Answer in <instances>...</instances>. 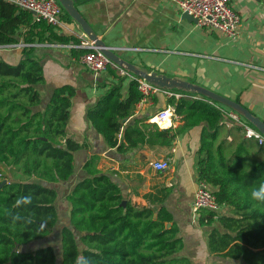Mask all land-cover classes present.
<instances>
[{
    "label": "trees",
    "instance_id": "1",
    "mask_svg": "<svg viewBox=\"0 0 264 264\" xmlns=\"http://www.w3.org/2000/svg\"><path fill=\"white\" fill-rule=\"evenodd\" d=\"M62 17L72 19L65 9ZM19 42L32 45L21 47L17 63L0 55V182L7 180L0 188V264H75L79 256L90 264H194L184 253L186 241L173 213L164 205L171 186L145 194L146 205L134 204L112 174L98 167V154L84 163L85 175L65 189L67 222L58 229L61 184L71 183L75 152L86 143L67 132L75 88L56 87L46 98L40 89L46 80L44 67L33 49L36 43H79V38L0 0V45ZM88 51L73 48L78 58ZM108 69L118 82L87 112L107 145L121 153L146 144L171 149L178 135L201 128L199 181L208 185L221 206L231 208L228 213L197 210L200 224L209 227L208 251L222 258L221 264H264V201H254L250 194L264 182V144L245 137L244 126L204 95L169 97L183 122L177 127L161 128L147 116L130 122L143 97L138 81L131 79L125 94L127 76ZM237 134L238 140L228 139ZM27 195L32 203L16 207V199ZM54 229L59 231L61 255L50 243L27 248L45 241Z\"/></svg>",
    "mask_w": 264,
    "mask_h": 264
},
{
    "label": "crops",
    "instance_id": "2",
    "mask_svg": "<svg viewBox=\"0 0 264 264\" xmlns=\"http://www.w3.org/2000/svg\"><path fill=\"white\" fill-rule=\"evenodd\" d=\"M79 1L78 9L91 27L107 45L114 47L121 58L149 72L158 71L188 80L240 100L264 121V9L259 0H231L242 17L235 37L210 31L183 18V12L172 0ZM62 22L58 29L55 28L62 34L78 37L83 32L73 18L69 21L62 17ZM13 44H1L0 55L17 63L22 49ZM51 44H34L33 55L43 65L46 77L40 89L49 98L56 87L69 84L75 88L67 132L78 142L86 143L85 148L75 152L76 172L71 183L61 185L60 193L66 195L65 189L85 175L83 165L87 159L98 154L101 156L98 167L112 174L134 204L146 205L145 194L157 193L164 184L171 186L164 205L173 213L185 238L184 253L193 259L194 264L223 263L222 258L210 255L209 227L200 224L199 214L193 207L200 184L197 151L201 128H192L178 135L171 149L146 144L121 153L109 147L87 112L112 83L118 82V78L108 68L101 73L88 69L80 61L81 57L74 55L73 48L83 49L74 47L75 43ZM130 81L126 78L123 82L125 94ZM169 104L168 96L157 93L151 101L138 103L135 115L128 120L131 122L139 116L151 118ZM182 123L176 114L166 127L158 125L169 128ZM238 137L239 134L229 135L228 139L238 140ZM162 159H169L170 168L160 175L152 162ZM68 209L67 203V214ZM220 210L228 213L231 208L222 205Z\"/></svg>",
    "mask_w": 264,
    "mask_h": 264
},
{
    "label": "built area",
    "instance_id": "3",
    "mask_svg": "<svg viewBox=\"0 0 264 264\" xmlns=\"http://www.w3.org/2000/svg\"><path fill=\"white\" fill-rule=\"evenodd\" d=\"M20 9L30 10L36 12V19L38 21L46 20L49 24H52L56 29L62 25V16L64 14V7L59 0H6ZM181 12H188L190 15L198 20V24L210 31L226 34L235 37L242 23V17L239 11L232 5L231 0H172ZM263 5L264 0H259ZM262 22L264 25V11L262 16ZM79 43L73 44L74 47L86 48L89 51L83 54L80 61L85 66L95 73H101L105 71L109 66H113L118 70L121 75H126L127 78L136 79L138 81V88L142 92L143 97L140 103L149 102L153 95L157 93H164L168 97L180 98L186 97H200L192 92L186 91L185 93L177 89H170L152 83L144 77L135 74L128 70L125 66H120L109 58L106 53L98 46L95 45V41L91 40L87 33L84 31L78 35ZM32 44L19 42L14 43V47L31 46ZM51 45L57 46L52 43ZM208 98L207 100H209ZM213 102L212 99L209 100ZM227 111L228 115L234 120L240 122L245 128V136L247 138H255L260 144H264V134L256 128L245 116L237 111L227 107L221 103H218ZM176 106L169 104L165 109L160 110L154 114L151 118V122H155L156 116L165 118L170 116H176ZM157 124L161 125L159 122ZM155 169L159 171H166L170 168L169 159H162L152 162ZM194 210L197 211L200 208H208L211 210H220L221 205L217 201V197L212 192L208 185L204 182H200L197 189L194 202Z\"/></svg>",
    "mask_w": 264,
    "mask_h": 264
},
{
    "label": "water",
    "instance_id": "4",
    "mask_svg": "<svg viewBox=\"0 0 264 264\" xmlns=\"http://www.w3.org/2000/svg\"><path fill=\"white\" fill-rule=\"evenodd\" d=\"M59 1L63 5L64 9L70 14V16L80 24L81 28L85 33H87L89 38L95 41V45L100 47L106 53V55L118 65L125 66L128 70L160 86L167 87L170 89H179L192 93H198L216 102H219L245 116L247 120H249L256 128H258L264 134V121L261 120L260 117L253 114L247 107H245L242 103L238 102L237 100H234L230 97L215 92L214 90H211L205 86L195 84L188 80L169 76L164 73H159L158 71L149 72L147 69L140 68L134 62L121 58L120 55L115 51L114 47L107 45L106 42L102 40L100 36L96 33V31L91 27L88 20L78 9V6L76 5L77 0ZM33 13L36 14V12ZM183 18H186L189 21H194L196 23L198 22V20L192 15H190L188 12L183 13ZM6 182L7 180L0 182V188ZM124 203L126 202L124 201Z\"/></svg>",
    "mask_w": 264,
    "mask_h": 264
},
{
    "label": "rangeland",
    "instance_id": "5",
    "mask_svg": "<svg viewBox=\"0 0 264 264\" xmlns=\"http://www.w3.org/2000/svg\"><path fill=\"white\" fill-rule=\"evenodd\" d=\"M253 142H255V141H253ZM263 158H264V151L262 152V154H260V159H263ZM257 159H258V157H257ZM5 172L9 173L8 170H6ZM15 177L16 178H21V175L15 173ZM64 197L65 196L62 194V197L60 198V202H59V210H60V215H61V220H60V223H59L60 227L64 223L67 222L66 221V217H67V213H66L67 212V203H66ZM58 229H59V227H58ZM58 229H54V231L51 233V236H48L45 241H42V240L38 241V242H36L34 244L28 245L27 248L32 249V248H36V247L40 246L41 244L50 243L51 245H53L55 247L56 252L57 253L59 252V254L61 255V250L59 249L58 242L56 241L58 239V232H59Z\"/></svg>",
    "mask_w": 264,
    "mask_h": 264
},
{
    "label": "clouds",
    "instance_id": "6",
    "mask_svg": "<svg viewBox=\"0 0 264 264\" xmlns=\"http://www.w3.org/2000/svg\"><path fill=\"white\" fill-rule=\"evenodd\" d=\"M251 198L254 201H264V182L259 183L258 186L253 187L251 189ZM32 203V196H22L16 199L15 206L21 207L23 205H30ZM14 219H19V217H14ZM75 264H90V261L88 258L84 256H79L76 258Z\"/></svg>",
    "mask_w": 264,
    "mask_h": 264
},
{
    "label": "bare ground",
    "instance_id": "7",
    "mask_svg": "<svg viewBox=\"0 0 264 264\" xmlns=\"http://www.w3.org/2000/svg\"><path fill=\"white\" fill-rule=\"evenodd\" d=\"M155 122H159L161 124V126H167L166 124H168L169 121H171L170 116H166L165 118H160L158 116L155 117L154 119Z\"/></svg>",
    "mask_w": 264,
    "mask_h": 264
},
{
    "label": "flooded vegetation",
    "instance_id": "8",
    "mask_svg": "<svg viewBox=\"0 0 264 264\" xmlns=\"http://www.w3.org/2000/svg\"><path fill=\"white\" fill-rule=\"evenodd\" d=\"M59 228H60V224H59Z\"/></svg>",
    "mask_w": 264,
    "mask_h": 264
}]
</instances>
